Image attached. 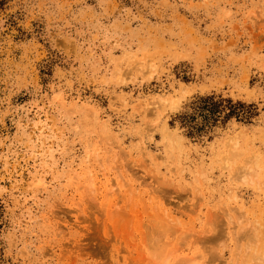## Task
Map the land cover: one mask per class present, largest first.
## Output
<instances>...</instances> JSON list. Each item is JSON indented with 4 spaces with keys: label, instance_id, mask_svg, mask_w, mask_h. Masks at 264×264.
Here are the masks:
<instances>
[{
    "label": "rangeland",
    "instance_id": "rangeland-1",
    "mask_svg": "<svg viewBox=\"0 0 264 264\" xmlns=\"http://www.w3.org/2000/svg\"><path fill=\"white\" fill-rule=\"evenodd\" d=\"M181 263L264 264V0H0V264Z\"/></svg>",
    "mask_w": 264,
    "mask_h": 264
},
{
    "label": "bare ground",
    "instance_id": "bare-ground-1",
    "mask_svg": "<svg viewBox=\"0 0 264 264\" xmlns=\"http://www.w3.org/2000/svg\"><path fill=\"white\" fill-rule=\"evenodd\" d=\"M149 105H150V103H149ZM182 137V136H181ZM105 161H106V159H105ZM246 166V165H245ZM112 169V168H111ZM72 172V171H71ZM113 172V171H112ZM254 172V169L252 168V167H247V168H245V171H244V175L243 176H245L246 178L248 177V174L250 173L252 176H253V173ZM253 173V174H252ZM255 173H257L256 171H255ZM90 175V173H87V178L88 177H90L89 175ZM109 174V173H108ZM86 175V174H85ZM114 175V177H110L109 175H108V177H107V179H106V181H105V184H104V189H105V191H107V192H109V194L110 195H112V197L115 195V194H118V192L119 191H121L122 189L124 190L125 189V187L126 186H129V188L127 189L128 191H131V190H133L134 188H135V186H134V184H131V183H128L126 186H124L123 184H122V181H120V178H118L119 176H116L117 174H113ZM247 175V176H246ZM104 176V175H103ZM107 176V175H106ZM105 176V177H106ZM116 176V177H115ZM250 176V175H249ZM86 177V176H85ZM86 178V179H87ZM252 179V178H251ZM94 184V183H93ZM97 184V183H96ZM101 185V184H100ZM99 187V186H98ZM103 188H102V190H103ZM97 189V188H96ZM127 191V192H128ZM116 197H117V195H116ZM230 212H232L231 210H230ZM242 213V212H241ZM236 216H239V215H236ZM239 217H237L236 219H238ZM167 219H171V220H173V218L170 216V215H167ZM240 219H241V217H240ZM244 219V218H243ZM240 222V221H239ZM243 231V230H242ZM241 231V232H242ZM255 237V236H254ZM256 238V237H255ZM176 250H174V252H175ZM172 255V254H171ZM175 257V256H174ZM177 257V256H176ZM175 259V258H174ZM177 259V258H176ZM183 260V259H182ZM182 264V263H181ZM183 264H185V263H183Z\"/></svg>",
    "mask_w": 264,
    "mask_h": 264
}]
</instances>
